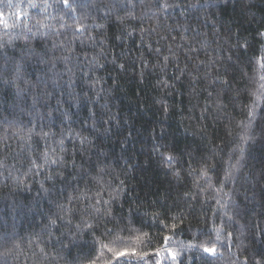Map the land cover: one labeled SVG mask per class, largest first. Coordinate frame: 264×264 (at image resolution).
I'll return each mask as SVG.
<instances>
[{"label": "trees", "instance_id": "obj_1", "mask_svg": "<svg viewBox=\"0 0 264 264\" xmlns=\"http://www.w3.org/2000/svg\"><path fill=\"white\" fill-rule=\"evenodd\" d=\"M262 34L264 0H0V264H264Z\"/></svg>", "mask_w": 264, "mask_h": 264}, {"label": "snow or ice", "instance_id": "obj_2", "mask_svg": "<svg viewBox=\"0 0 264 264\" xmlns=\"http://www.w3.org/2000/svg\"><path fill=\"white\" fill-rule=\"evenodd\" d=\"M64 3L67 4V3H68V0H64ZM33 7H35V5H33ZM5 27H7V24H5ZM262 35H264V34H262ZM252 116H253V113H250V114H249V125H250L251 122H252ZM246 138H247V137H245V139H246ZM168 159H169V160H172V157L169 156ZM53 163H55V161H53ZM97 211H99V209H97ZM52 223L55 224V221L53 220ZM102 247H103V248H108V245H102ZM109 251H112V249L109 248ZM205 251L214 254V253H215V248H214V247H213V248H205ZM88 264H96V260H91V261L88 262Z\"/></svg>", "mask_w": 264, "mask_h": 264}]
</instances>
